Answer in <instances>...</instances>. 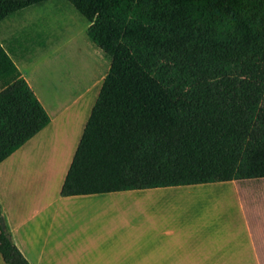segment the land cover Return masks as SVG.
<instances>
[{"label": "trees", "instance_id": "16d2710c", "mask_svg": "<svg viewBox=\"0 0 264 264\" xmlns=\"http://www.w3.org/2000/svg\"><path fill=\"white\" fill-rule=\"evenodd\" d=\"M58 1L0 0V25ZM63 1L111 61L64 198L264 179V0ZM50 123L0 42V165Z\"/></svg>", "mask_w": 264, "mask_h": 264}, {"label": "crops", "instance_id": "0c3cea01", "mask_svg": "<svg viewBox=\"0 0 264 264\" xmlns=\"http://www.w3.org/2000/svg\"><path fill=\"white\" fill-rule=\"evenodd\" d=\"M6 50L13 60L18 57ZM21 74L51 118L46 129L0 165L3 219L30 264H79L78 257H90L87 264H97L98 257L113 258L110 264H264V218L243 223L233 213L242 206L234 200L242 182L194 186L199 188L190 195L195 201L170 219L171 230L154 236L115 230L116 199L136 191L64 198L62 189L94 107L90 91L79 98L73 93L68 101L57 93L43 99ZM191 188H172L176 191L170 195H188ZM158 190L149 194H168ZM214 194L223 201L211 206ZM0 264H6L1 253Z\"/></svg>", "mask_w": 264, "mask_h": 264}, {"label": "rangeland", "instance_id": "374dc122", "mask_svg": "<svg viewBox=\"0 0 264 264\" xmlns=\"http://www.w3.org/2000/svg\"><path fill=\"white\" fill-rule=\"evenodd\" d=\"M89 27L90 23L68 2H49L2 23L0 42L14 50L15 56L24 57L22 60L16 57L14 61L41 98L44 99L46 93H57L63 101H68L73 93L79 98L90 91L88 98L95 106L111 61L89 40ZM41 43L44 47L37 49ZM36 49L35 53L28 54ZM239 188L240 195L233 197L242 202V206L235 208V218L243 223L247 218H264V179L242 182ZM191 189L188 195H170L173 189L166 188L158 190L168 193L162 197L149 194L154 190H148L127 194L130 196L126 199H116L119 212L116 213L115 230L135 232L138 236L166 233L171 230L170 219L182 214L195 201L190 195L199 188ZM213 198L211 206L218 199L223 201L221 194L219 197L214 194ZM89 259L78 257V263L87 264ZM110 260L113 258L98 257L97 264H110Z\"/></svg>", "mask_w": 264, "mask_h": 264}, {"label": "water", "instance_id": "95a60500", "mask_svg": "<svg viewBox=\"0 0 264 264\" xmlns=\"http://www.w3.org/2000/svg\"><path fill=\"white\" fill-rule=\"evenodd\" d=\"M0 225H1L2 229H6V223H5L3 218L0 219ZM8 239H12V237L9 235Z\"/></svg>", "mask_w": 264, "mask_h": 264}]
</instances>
